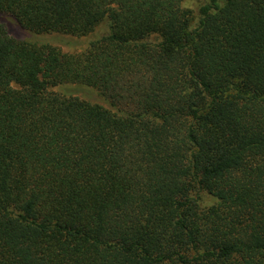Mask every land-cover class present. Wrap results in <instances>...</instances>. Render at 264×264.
<instances>
[{
	"label": "trees",
	"instance_id": "1",
	"mask_svg": "<svg viewBox=\"0 0 264 264\" xmlns=\"http://www.w3.org/2000/svg\"><path fill=\"white\" fill-rule=\"evenodd\" d=\"M181 3L0 0L32 33L107 28L62 52L0 24V264H264V0L193 27Z\"/></svg>",
	"mask_w": 264,
	"mask_h": 264
},
{
	"label": "rangeland",
	"instance_id": "2",
	"mask_svg": "<svg viewBox=\"0 0 264 264\" xmlns=\"http://www.w3.org/2000/svg\"><path fill=\"white\" fill-rule=\"evenodd\" d=\"M207 0H182L181 6L185 9L191 11V24L193 27L197 23L198 15L197 10L199 5L203 4ZM0 24L3 25L7 34L17 40L28 42V43H37L43 44L48 43L59 48L62 52H78L84 49L87 43L90 40H93L107 32L105 23H101L87 36L76 37L68 36L63 34H36L29 32L22 28L13 17L8 14L0 13ZM148 42H159L160 37L157 35H150L145 38ZM51 91L58 92L64 95H71L86 100L90 103L101 105L105 108H110L106 100H104L96 90L81 86L66 84L53 87Z\"/></svg>",
	"mask_w": 264,
	"mask_h": 264
}]
</instances>
